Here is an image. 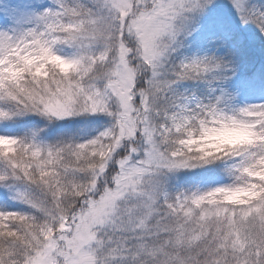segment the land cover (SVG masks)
I'll use <instances>...</instances> for the list:
<instances>
[{"label": "snow or ice", "instance_id": "snow-or-ice-1", "mask_svg": "<svg viewBox=\"0 0 264 264\" xmlns=\"http://www.w3.org/2000/svg\"><path fill=\"white\" fill-rule=\"evenodd\" d=\"M0 264H264V0H0Z\"/></svg>", "mask_w": 264, "mask_h": 264}]
</instances>
